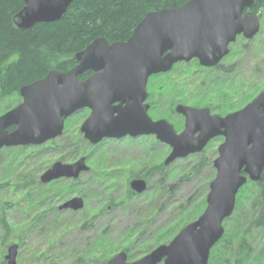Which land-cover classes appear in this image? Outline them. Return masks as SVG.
Returning <instances> with one entry per match:
<instances>
[{"label":"rangeland","instance_id":"374dc122","mask_svg":"<svg viewBox=\"0 0 264 264\" xmlns=\"http://www.w3.org/2000/svg\"><path fill=\"white\" fill-rule=\"evenodd\" d=\"M252 8L244 13L253 12ZM256 14L261 20L260 33L252 40L243 41L240 37L231 44L230 54L220 65L223 69L206 71L193 60L153 76L148 83L151 116L168 120L181 132L184 120L175 112L178 104L207 107L225 117L257 98L264 91V8ZM167 92L172 93L171 99ZM21 102V96L0 99V115ZM88 113L83 110L70 117L63 136L42 146L2 149L0 264L5 262L13 244L19 246L17 264H108L125 248L129 249V262H136L157 247L170 244L183 227L192 223L185 226L184 218L189 220L191 213L207 200L217 174L214 160L224 138L212 141L202 153L168 166L170 175L164 196L158 197V190L132 196L130 177L113 174L126 172L130 176V171H134L143 175L153 168L163 172L170 149L154 137L106 140L93 146L80 130ZM154 147L156 151H152ZM86 156L92 157L87 166L94 174L47 185L40 182L56 162L72 164ZM159 179L160 175L154 183L157 189L162 186L156 184ZM258 183L249 181L240 190L234 213L224 223L227 243L234 247L219 248L216 264H264V226L257 223L259 196L248 189ZM75 197L86 199L83 210H59V206ZM167 201L165 210L160 206ZM39 215L41 219L36 222ZM238 239L248 242L250 249L245 260L235 257L241 244Z\"/></svg>","mask_w":264,"mask_h":264},{"label":"water","instance_id":"95a60500","mask_svg":"<svg viewBox=\"0 0 264 264\" xmlns=\"http://www.w3.org/2000/svg\"><path fill=\"white\" fill-rule=\"evenodd\" d=\"M22 1L25 8L17 16L16 26L29 30L37 24L61 21L76 0ZM254 4L255 0H190L176 9L151 12L128 41L110 44L106 38H98L76 56L78 64L71 71L53 70L44 79L22 87V103L0 116V155L4 148L42 146L62 137L65 121L87 109L91 115L81 132L90 144L156 135L173 149L166 166L200 154L212 140L224 138L214 161L217 174L204 213L170 244L142 259L129 262L127 253L121 252L108 264H209L240 190L249 181H261L264 91L225 117L213 116L208 109L178 106L177 112L186 118L181 134L166 120L153 122L146 104L151 77L193 60L204 67L218 66L230 54L229 47L237 37L254 39L261 29L260 19L254 13L244 15ZM87 73L93 75L80 81ZM88 170L85 158L73 164L56 162L41 176V182L77 180ZM130 187L139 195L147 191L143 180L133 181ZM84 206V200L76 197L59 210L78 212ZM18 254L19 246L11 245L6 264H17Z\"/></svg>","mask_w":264,"mask_h":264},{"label":"trees","instance_id":"16d2710c","mask_svg":"<svg viewBox=\"0 0 264 264\" xmlns=\"http://www.w3.org/2000/svg\"><path fill=\"white\" fill-rule=\"evenodd\" d=\"M188 1L190 0H76L61 21L41 23L32 29L20 30L16 26V19L25 8L24 2L0 0V99L19 97L22 87L44 79L53 70L63 73L71 71L78 64L76 56L96 39L106 38L110 44L126 42L147 14L176 9ZM263 8L264 0H255L252 8L254 14ZM90 75L92 74L87 73L80 81ZM248 189L255 190L259 196L260 217L257 218V223L264 226V172L261 181ZM205 208L206 200H203L197 208L199 210L191 213L189 220L184 218L185 226L189 221L198 219ZM252 216L251 213L249 218ZM239 219L242 220L240 217ZM227 242L224 235L211 252L210 264H216V253L219 248L229 245ZM240 243L243 246L239 245L238 252L234 248L235 257L245 260L250 248L248 242ZM229 246L234 247L233 244ZM244 247L246 248L243 249ZM124 252L129 256L128 248Z\"/></svg>","mask_w":264,"mask_h":264},{"label":"flooded vegetation","instance_id":"af4514ba","mask_svg":"<svg viewBox=\"0 0 264 264\" xmlns=\"http://www.w3.org/2000/svg\"><path fill=\"white\" fill-rule=\"evenodd\" d=\"M246 13H254V12H250V11H248V12H246ZM246 13H244V15L246 14ZM260 22H261V20H260ZM241 37V39L244 41V40H246V38L243 36V35H241L240 36ZM240 37H238V38H240ZM246 41H248V39L246 40ZM230 48V47H229ZM224 61V60H223ZM222 61V62H223ZM196 62L200 65V62L198 61V60H196ZM178 64H181V63H178ZM178 64H176V65H178ZM222 63H220L218 66H214V67H204V66H202V65H200L202 68H205L206 69V71H212V72H216V70H221V69H223V67L222 66H220ZM175 65V66H176ZM174 66V67H175ZM173 67V68H174ZM92 75H93V73H91ZM92 75H90L89 77H91ZM88 77V78H89ZM151 79V78H150ZM150 81V80H149ZM149 86V85H148ZM148 94H149V92H148ZM167 94H169V95H167L168 96V98H172V93H170V92H167ZM184 96V95H183ZM185 97V96H184ZM149 98H150V95H149V97H148V100H149ZM186 98V97H185ZM188 99V98H187ZM148 100H147V102H146V104L149 106V110H148V115L150 116V118L152 119V121L153 122H158V121H161V120H166V119H156V118H153L152 116H151V114H150V111H151V105L148 103ZM183 101L184 102H187L185 99H183ZM180 105H183V106H186V107H191V108H196V109H208L209 110V112H210V114L211 115H213V116H216V114H214L213 113V111L210 109V108H207V107H203V108H201V107H192V106H189V105H187V104H178L177 105V107L178 106H180ZM177 107L175 108V112H176V114H178L183 120H184V130H185V125H186V118L183 116V115H181V114H179L178 112H177ZM88 110V109H87ZM88 117L86 118V119H88L89 117H90V115H91V111L90 110H88ZM85 119V120H86ZM85 120H84V122H85ZM166 121H168V120H166ZM83 122V123H84ZM169 122V121H168ZM83 125V124H82ZM82 125H81V127H82ZM172 125V124H171ZM81 127H80V130H81ZM176 130V129H175ZM183 130V131H184ZM11 131V130H10ZM183 131H181V132H177L178 134H181ZM147 137H154L155 138V140L157 141V142H159L160 144H162V145H164V146H166V147H168L169 149H170V154L172 153V151H173V149H172V147L170 146V145H168V144H166V143H163V142H161V141H159L158 140V138H157V136L156 135H151V136H140V137H130V136H127V137H124V138H122V139H108V140H111V141H118V142H121V141H124V140H131V141H134L135 139H140V138H147ZM104 141H106V140H104ZM103 141V142H104ZM155 141V142H156ZM213 141H216V138L213 140ZM212 142V141H211ZM210 142V143H211ZM209 143V144H210ZM208 144V145H209ZM156 147H154V148H152L153 150L152 151H156V149H155ZM151 152V151H150ZM169 154V155H170ZM82 158H85L86 159V164L88 163V162H90V161H92V157L91 156H86V157H81L80 159H82ZM168 158V157H167ZM80 159H78V160H80ZM77 160V161H78ZM167 160V159H166ZM166 160H165V162H164V169H163V172H157L156 170H155V168H153L152 170H149L148 169V171L147 172H145L143 175H136V173L134 172V171H130V173H129V175L130 176H128V174L126 173V172H118V173H116V174H113L114 176H117V177H119V176H121V177H127V179H128V177H130V179L128 180V181H130V182H128L129 183V187H130V185H131V183L133 182V181H135V180H143V181H145L146 182V184H147V191L144 193V194H148L149 192H155L156 190H158V193L160 192V194L161 195H159L158 194V197H161V196H164L165 195V193H166V189H167V180H168V177H169V175L170 174H167V172H168V166H166ZM216 160V159H215ZM214 160V161H215ZM76 162V161H75ZM74 162V163H75ZM73 164V163H72ZM88 165V164H87ZM155 167V166H154ZM95 172H93L90 168H89V170L87 171V172H85V173H83V174H94ZM112 175V176H113ZM158 175H160V179L159 180H157V182H156V184L157 183H159V186H161V188L160 189H157V187L156 186H154V183H155V181H156V178H157V176ZM126 179V180H127ZM159 181V182H158ZM40 182H41V178H40ZM153 182V183H152ZM42 183V182H41ZM43 184V183H42ZM130 189H131V187H130ZM131 195L132 196H143V194H141V195H139V194H136L132 189H131ZM83 200H84V202H85V198H83V197H81ZM168 201L167 202H165L164 204H163V206L161 205L160 207H162V208H164L165 210L167 209V207H168ZM74 212V211H73Z\"/></svg>","mask_w":264,"mask_h":264}]
</instances>
